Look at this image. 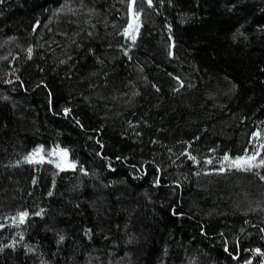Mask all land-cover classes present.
<instances>
[{
	"label": "trees",
	"instance_id": "16d2710c",
	"mask_svg": "<svg viewBox=\"0 0 264 264\" xmlns=\"http://www.w3.org/2000/svg\"><path fill=\"white\" fill-rule=\"evenodd\" d=\"M257 129L264 0H0V264H260Z\"/></svg>",
	"mask_w": 264,
	"mask_h": 264
},
{
	"label": "snow or ice",
	"instance_id": "6c2138e0",
	"mask_svg": "<svg viewBox=\"0 0 264 264\" xmlns=\"http://www.w3.org/2000/svg\"><path fill=\"white\" fill-rule=\"evenodd\" d=\"M146 2H147V4L152 5L154 0H146ZM161 2H162V0H161ZM136 3H137V0H131V4L133 6H135ZM233 7H234V5H233ZM63 10H64L63 7L60 8V9H57V11H63ZM68 10L70 11L71 9H68ZM142 11H143V9L136 10L135 8H133V21H131L129 23V25L123 30L125 32V34L129 35L133 41H135L137 39V34H138L139 27H140V24H141L140 17H141V12ZM36 23L39 24L40 21H37ZM168 27L171 28L172 27L171 24H169ZM237 31H239V29ZM169 35H171V33H169ZM125 51H127V48H125ZM31 52H32V49H31V47H29L28 48L29 55H31ZM176 79H177V81L180 82L181 85L184 83L183 80H181L180 77L177 76ZM64 111H65V113H67V112L70 111V109L65 108ZM262 134H264V133H261V131L259 129H257V131L253 133V136H259V135H262ZM57 147H59V146H57ZM43 148H44L43 145H38L37 148L33 149L32 152H30L28 156L24 157V159H26V160L36 159L37 157L35 156V153L39 152ZM212 151H214V149ZM261 151H264V141L260 142L258 144L257 149L254 150L251 154H248L247 150H245V154H243V155L232 156L229 153H225L223 160H221L220 162H221V164H224L225 162H228L229 166H231V167H236V168L245 169V170L254 168L256 166H264V157H261V155H260ZM60 152L63 153L64 159H65L66 162L61 163V162H59L57 160H53L52 163H56L57 166L61 167V168H64V167L74 168V167H76V161L67 162V154H68V149L67 148L60 149ZM185 152H188L187 148L185 149ZM51 153L54 156L57 155L56 149L55 148L52 149ZM188 154L192 158L193 162H198L196 160L195 156H193L190 152ZM38 158L40 160L48 159V157L44 156V155H41ZM204 159L206 161H208L209 163L211 162V157H204ZM16 163H20V161H16ZM109 167H111V165H109ZM81 170L82 171H87L86 169H83V168ZM216 171L223 172V171H225V168L222 167V168L216 169ZM262 178H264V177H262ZM154 183L159 184L160 183L159 178H157L154 181ZM177 183H178V181H177ZM39 214L43 215V210H41V212ZM16 215H17L18 219L14 218L12 220V223H22V222H24L26 217L29 216L30 213L27 210H24V211L18 212ZM3 227H4V225L0 224V228H3ZM90 231H91V229H87L85 234H88ZM22 234L23 233H21V235ZM63 239H64V237L60 236V240H63ZM129 239H131V237H129ZM237 243H239V241H237ZM224 247H225L226 250H229V246H228L227 243H225ZM29 251H35V249H29ZM253 251L255 253L260 254L261 256H264V249H261V248L257 247ZM233 255L238 256L239 253L238 252L237 253H233ZM251 259L252 258L250 257L248 259L243 260V264H251ZM260 264H264V260H261Z\"/></svg>",
	"mask_w": 264,
	"mask_h": 264
},
{
	"label": "rangeland",
	"instance_id": "374dc122",
	"mask_svg": "<svg viewBox=\"0 0 264 264\" xmlns=\"http://www.w3.org/2000/svg\"><path fill=\"white\" fill-rule=\"evenodd\" d=\"M62 156H63V154L61 155V157H62ZM59 159H60L61 163L66 162L65 159H64V157H63V158H59Z\"/></svg>",
	"mask_w": 264,
	"mask_h": 264
},
{
	"label": "bare ground",
	"instance_id": "6f19581e",
	"mask_svg": "<svg viewBox=\"0 0 264 264\" xmlns=\"http://www.w3.org/2000/svg\"><path fill=\"white\" fill-rule=\"evenodd\" d=\"M63 154V153H62Z\"/></svg>",
	"mask_w": 264,
	"mask_h": 264
}]
</instances>
